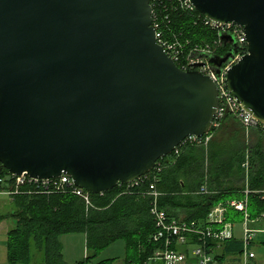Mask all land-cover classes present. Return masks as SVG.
<instances>
[{
  "label": "water",
  "instance_id": "1",
  "mask_svg": "<svg viewBox=\"0 0 264 264\" xmlns=\"http://www.w3.org/2000/svg\"><path fill=\"white\" fill-rule=\"evenodd\" d=\"M190 1L243 26L248 52L227 85L264 125V0ZM218 105L216 82L159 44L150 0H0V163L12 174L110 191L210 132Z\"/></svg>",
  "mask_w": 264,
  "mask_h": 264
},
{
  "label": "trees",
  "instance_id": "2",
  "mask_svg": "<svg viewBox=\"0 0 264 264\" xmlns=\"http://www.w3.org/2000/svg\"><path fill=\"white\" fill-rule=\"evenodd\" d=\"M151 4L165 36L178 37L185 44V51L206 45L216 47L218 56L229 51L230 44L219 42V31L206 24V17L197 9L187 8L181 0H158L156 5L151 0ZM255 129L247 136L241 121L228 113L220 127L213 129L207 145L180 146L178 153L173 151L158 160L148 180L123 183L104 193H89L90 202L70 184L49 188L20 186L19 192L11 196L13 208L0 214V222L7 218L14 221L7 233L9 264H31L34 250L42 254L44 264H115L116 258L94 260L120 239L126 245L124 264L155 262L152 257L161 244L153 239L156 224L149 185L154 174L160 193L157 203L170 217L205 223L217 203L241 200L246 189L250 217L260 216L264 213V132ZM254 134H258L255 140ZM247 161L248 168L244 165ZM1 172L9 173L2 167ZM202 185L210 192H199ZM10 188L0 185V191ZM227 220H243V214L230 209ZM71 233L86 235L87 255L74 263L65 260L61 240ZM208 245L216 250L220 263L243 252V240L237 237L209 239Z\"/></svg>",
  "mask_w": 264,
  "mask_h": 264
},
{
  "label": "built area",
  "instance_id": "3",
  "mask_svg": "<svg viewBox=\"0 0 264 264\" xmlns=\"http://www.w3.org/2000/svg\"><path fill=\"white\" fill-rule=\"evenodd\" d=\"M152 1L154 5L158 3V0ZM181 3L187 8L196 9L190 0H181ZM151 5L153 7V4ZM205 23L217 29L220 35L233 37V41H227L230 44V49L234 47L233 53L221 66H217L211 61L213 57L218 56L216 47L211 45L204 47L195 46L187 52L185 51V44L178 37H166L161 29L158 15L155 16L153 9V26L156 29L157 40L167 54L183 70L197 69L209 75L216 82L219 89V105L210 132L203 136H187L174 150L176 153L179 152L180 146L207 145L213 136V129L220 127L224 117L228 113L235 115L247 132L252 128H260L264 132V125L243 109L242 104L235 99L227 85L228 70L248 52V43L243 26L218 23L207 17L205 18ZM219 42H223L221 38ZM244 165L248 168V161ZM151 177L153 179L149 185V194L154 197L151 212L156 224L153 239L161 244L152 260L159 261L161 264H220L216 257V250L208 245V241L209 239L223 241L236 237L234 227L237 222L227 220L228 211L235 209L243 214V252L239 255L242 264H256L257 254L253 249V242L256 239L257 233L264 232V213L256 218L250 217L248 211V189H246V196L241 200L232 199L217 203L211 209L206 222L199 223L196 220L170 217L168 212L157 203V198L160 194L156 188L157 175L154 174ZM149 178L150 175L148 173L131 183L138 184L144 179L146 181ZM4 184L9 185L11 188L2 190L0 193H7L9 196L18 193L20 186L24 184H33L42 188L70 184L75 187L74 191L77 194L83 196L87 202H90L89 192L75 186L71 176L65 173L60 177L45 179L34 178L25 174L15 175L10 172L3 174L0 163V185ZM199 192L209 193L210 191L206 185H202ZM257 222H261V227L255 228L252 226V224Z\"/></svg>",
  "mask_w": 264,
  "mask_h": 264
},
{
  "label": "rangeland",
  "instance_id": "4",
  "mask_svg": "<svg viewBox=\"0 0 264 264\" xmlns=\"http://www.w3.org/2000/svg\"><path fill=\"white\" fill-rule=\"evenodd\" d=\"M257 136L258 134L252 135L254 140L257 138ZM262 138L264 140L263 135H262ZM11 198L7 193H0V214L2 213L7 214L13 208V203L11 201ZM0 223H1L0 264H9L8 255L6 254L5 244H6V239H7V232L11 227L14 226V222L12 218H7V219L2 220ZM236 228L239 234L243 233V220L237 221ZM256 239H257V242L253 244V249L255 250L258 259L264 261V233H258ZM61 240L62 242H64L65 251L67 254L66 259L69 262L79 260L84 257L83 254H86V245L84 241V235L82 233H73V234L63 235L61 237ZM33 253H34V257H33L31 264H44L42 254L38 253L35 250ZM125 256H126L125 242L123 240H119L116 243L107 247L106 249L102 250L94 261H99V260L108 259V258L109 259L116 258L115 264H124Z\"/></svg>",
  "mask_w": 264,
  "mask_h": 264
},
{
  "label": "crops",
  "instance_id": "5",
  "mask_svg": "<svg viewBox=\"0 0 264 264\" xmlns=\"http://www.w3.org/2000/svg\"><path fill=\"white\" fill-rule=\"evenodd\" d=\"M256 132V129L255 128H252V129H250V131L249 132H247L246 131V134L247 135H250V134H252V133H255ZM10 198H11V196H10ZM12 199V198H11ZM14 222V221H13ZM237 224V223H236ZM236 224H235V227H234V232H235V236L237 237V238H239V239H243V233H241V234H239L238 233V230H237V228H236ZM261 225V222H257V223H254V224H252V226L253 227H255V228H259V227H261L260 226ZM259 226V227H258ZM0 228H1V223H0ZM12 228V227H11ZM9 231V230H8ZM8 233V232H7ZM260 233V232H259ZM71 234H73V233H71ZM83 234V233H82ZM258 234V233H257ZM67 235V234H66ZM84 235V241H85V245H86V235L85 234H83ZM70 237H72V236H70ZM256 238H257V235H256ZM73 239V238H72ZM120 240H122V239H120ZM119 241V240H118ZM124 241V240H123ZM117 242V241H116ZM115 242V243H116ZM125 242V241H124ZM63 243V253H64V258H65V260L67 261V262H69L67 259H66V257H67V254H66V251H65V246H64V242H62ZM114 244V243H113ZM253 244H255V242H253ZM5 246H6V254H8L7 253V239H6V244H5ZM125 247H126V245H125ZM86 254H87V248H86ZM86 254H83L84 255V257H85V255ZM70 255V254H69ZM83 257V258H84ZM83 258H81V259H79V260H82ZM79 260H76V261H73V262H69V263H74V262H77V261H79ZM256 264H264V261L263 260H259L258 259V257L256 258ZM150 264H161V262H157V261H155V262H152V263H150ZM220 264H242V261H241V258H240V256H235V255H232V256H228V257H226L225 258V260L222 262V263H220Z\"/></svg>",
  "mask_w": 264,
  "mask_h": 264
}]
</instances>
